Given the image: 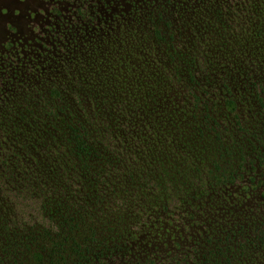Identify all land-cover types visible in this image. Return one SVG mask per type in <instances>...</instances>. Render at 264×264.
Returning <instances> with one entry per match:
<instances>
[{
	"label": "trees",
	"instance_id": "1",
	"mask_svg": "<svg viewBox=\"0 0 264 264\" xmlns=\"http://www.w3.org/2000/svg\"><path fill=\"white\" fill-rule=\"evenodd\" d=\"M139 1L4 54L0 264L264 256V0Z\"/></svg>",
	"mask_w": 264,
	"mask_h": 264
},
{
	"label": "rangeland",
	"instance_id": "2",
	"mask_svg": "<svg viewBox=\"0 0 264 264\" xmlns=\"http://www.w3.org/2000/svg\"><path fill=\"white\" fill-rule=\"evenodd\" d=\"M135 2V3H133ZM139 0H0V57L5 54V47L12 43L17 50L21 51L24 57H31L35 53L36 49L41 48V52H45L42 45L45 43L43 37H47L50 25L55 23L57 19L68 18L69 24L76 25L78 18L81 15L78 10L94 9L97 15H103L108 17L110 14H116L118 12V6L123 5V9H129L133 4L138 6ZM133 3V4H132ZM157 3V2H156ZM89 6V7H88ZM77 12V14H76ZM98 17V16H96ZM58 22V21H57ZM10 42V43H9ZM32 50V52H31ZM35 50V51H33ZM28 51V52H26ZM34 52V53H33ZM1 61V60H0ZM8 62L3 59V63ZM1 63V62H0ZM10 70V69H6ZM5 71V63L0 64V86L3 88L8 87L9 81L3 75ZM12 72L11 70L8 73ZM12 75V74H11ZM33 78V77H32ZM15 80V78H13ZM16 82V80H15ZM32 83L34 81L32 80ZM61 190V189H60ZM37 197L33 200L36 203V207L39 210L42 204V197ZM259 199L264 204V177L259 180L257 189L252 193V199L244 204H241L234 210V214L242 212V214L250 213L249 211L255 205L252 202ZM34 203V204H35ZM28 210H25V215H20L22 221H25L28 225H39L43 220V209L38 211L39 218L30 219V215L27 214ZM25 218V220H23ZM251 226L252 221L246 220ZM208 225V224H207ZM258 225V224H257ZM206 226V224H205ZM251 231V229H250ZM252 236V235H251ZM244 242V241H243ZM241 242V243H243ZM172 241H168V248L159 246L157 250L159 253L165 254L169 250ZM239 244V243H237ZM236 244V245H237ZM224 248L226 247L223 245ZM210 247V246H206ZM146 256L144 257V259ZM147 259L149 257L147 256ZM259 264H264V256L258 260ZM129 263L128 260H126ZM148 264V263H147ZM154 264H161L160 261H155Z\"/></svg>",
	"mask_w": 264,
	"mask_h": 264
},
{
	"label": "flooded vegetation",
	"instance_id": "3",
	"mask_svg": "<svg viewBox=\"0 0 264 264\" xmlns=\"http://www.w3.org/2000/svg\"><path fill=\"white\" fill-rule=\"evenodd\" d=\"M57 21H54L55 23H52L50 25V27H58L59 25L67 24V19L66 18H64V19L59 18V19H57ZM9 45H10V50L9 51L6 50L5 54L13 53V55H15V57H16V55H17L16 53H17L18 50L16 49L15 46H13L12 43H10ZM3 59H4V54L0 57V60H1L0 64H3ZM7 59H9V60H7ZM7 59H5V60H7L8 62L13 61L12 59L10 60V56H8Z\"/></svg>",
	"mask_w": 264,
	"mask_h": 264
}]
</instances>
